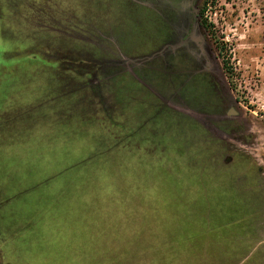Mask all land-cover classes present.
<instances>
[{"label": "rangeland", "instance_id": "obj_1", "mask_svg": "<svg viewBox=\"0 0 264 264\" xmlns=\"http://www.w3.org/2000/svg\"><path fill=\"white\" fill-rule=\"evenodd\" d=\"M190 2L0 0V264H264V0Z\"/></svg>", "mask_w": 264, "mask_h": 264}, {"label": "trees", "instance_id": "obj_2", "mask_svg": "<svg viewBox=\"0 0 264 264\" xmlns=\"http://www.w3.org/2000/svg\"><path fill=\"white\" fill-rule=\"evenodd\" d=\"M192 12H193V13H192V19H191V22H192V24H193V21L196 19V15L194 14V11H192ZM205 26H206V25H205V23H204V27H205ZM220 49H221V48H217L219 56L221 55V50H220ZM223 69L227 71V66H226L225 63H223Z\"/></svg>", "mask_w": 264, "mask_h": 264}, {"label": "crops", "instance_id": "obj_3", "mask_svg": "<svg viewBox=\"0 0 264 264\" xmlns=\"http://www.w3.org/2000/svg\"><path fill=\"white\" fill-rule=\"evenodd\" d=\"M133 76H134V74H133ZM145 81H148V80H145ZM164 98H165L164 96L163 97H158L160 102H162L161 100H163Z\"/></svg>", "mask_w": 264, "mask_h": 264}, {"label": "water", "instance_id": "obj_4", "mask_svg": "<svg viewBox=\"0 0 264 264\" xmlns=\"http://www.w3.org/2000/svg\"><path fill=\"white\" fill-rule=\"evenodd\" d=\"M194 0H191L190 5L193 6ZM228 116H231V113L228 114Z\"/></svg>", "mask_w": 264, "mask_h": 264}]
</instances>
